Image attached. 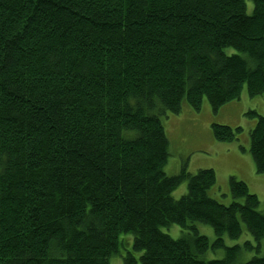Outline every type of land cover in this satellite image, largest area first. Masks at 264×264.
Listing matches in <instances>:
<instances>
[{"label": "trees", "instance_id": "1", "mask_svg": "<svg viewBox=\"0 0 264 264\" xmlns=\"http://www.w3.org/2000/svg\"><path fill=\"white\" fill-rule=\"evenodd\" d=\"M251 1L0 0V264H109L122 247L123 264H264L257 195L230 176L219 201L212 168L167 175L160 119L264 92V0ZM245 114L264 174V116ZM241 130L211 124L219 142Z\"/></svg>", "mask_w": 264, "mask_h": 264}, {"label": "rangeland", "instance_id": "2", "mask_svg": "<svg viewBox=\"0 0 264 264\" xmlns=\"http://www.w3.org/2000/svg\"><path fill=\"white\" fill-rule=\"evenodd\" d=\"M247 12L251 13L253 3L246 0ZM228 54L237 53L233 48H226ZM248 110H256L258 114L264 116V92L261 95L250 97L247 93L246 85L243 86L239 99L222 105L217 112H213L206 97L203 98L200 110L195 111L186 102L182 104V111L179 114L165 112L160 115L164 131L169 141L167 163L164 171L167 175L177 174L181 167L185 165L189 172H196L200 168H212L216 173L217 199L226 204L230 199L223 193L229 194L228 179L236 176L245 181L249 192L255 193L260 200L259 209L264 207V174L258 175L254 170V162L248 151L249 131L255 125L256 119L249 117L245 113ZM219 123L231 127H241L238 140L230 143L219 142L214 139L211 133V124ZM239 145L245 148L239 149ZM215 188V187H214ZM226 189V191H225ZM186 182L181 183L173 192L174 198H179L186 193ZM213 189L210 190V195ZM198 232L205 235L209 242H213L215 234L213 228L207 224L196 222ZM161 230L173 238L182 235V229L171 224L161 227ZM247 236V237H246ZM120 238L128 243H132L131 233H123ZM249 238L247 233L239 239L224 237L225 246L242 243ZM130 244L126 246L129 248ZM122 247L119 254H112L109 257V264H123ZM141 252H136L138 257ZM224 255V248L213 250L209 248L202 258L205 260L220 259ZM252 254H245V261Z\"/></svg>", "mask_w": 264, "mask_h": 264}, {"label": "crops", "instance_id": "3", "mask_svg": "<svg viewBox=\"0 0 264 264\" xmlns=\"http://www.w3.org/2000/svg\"><path fill=\"white\" fill-rule=\"evenodd\" d=\"M225 191H226V189H225Z\"/></svg>", "mask_w": 264, "mask_h": 264}]
</instances>
